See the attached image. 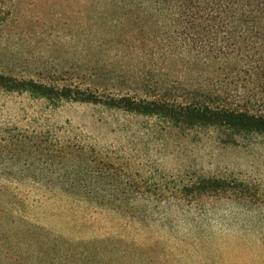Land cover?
Masks as SVG:
<instances>
[{
	"label": "rangeland",
	"instance_id": "1",
	"mask_svg": "<svg viewBox=\"0 0 264 264\" xmlns=\"http://www.w3.org/2000/svg\"><path fill=\"white\" fill-rule=\"evenodd\" d=\"M15 1L0 25V73L124 94L149 73L133 50L147 44L142 24L96 25L91 17L99 9L83 0ZM133 32L138 43L131 41ZM174 70L180 72L172 79L181 84L207 80L200 72ZM24 131L55 133L112 162L109 194L136 199L130 214L142 221L122 210L93 212L61 195L36 204L31 192L27 218L37 228L0 226V264H264V136L178 129L102 106H53L0 89V183L58 178L40 172L45 155L12 145ZM200 178L230 187L179 203L176 186ZM84 249L91 258H80ZM126 251L129 257L120 259Z\"/></svg>",
	"mask_w": 264,
	"mask_h": 264
},
{
	"label": "trees",
	"instance_id": "2",
	"mask_svg": "<svg viewBox=\"0 0 264 264\" xmlns=\"http://www.w3.org/2000/svg\"><path fill=\"white\" fill-rule=\"evenodd\" d=\"M15 2L0 0V25L7 24ZM83 2L86 8L99 9L96 16L91 17L92 12L87 15L96 25H143L147 44L133 48L143 57V64L149 65L143 83L124 94L119 90L116 93L73 84H47L0 73V89L28 94L53 106L68 102L102 106L155 118L178 129L214 128L232 135L264 136V0ZM131 37L133 43L139 42L134 32ZM176 68L206 74L207 80L205 84H181L172 79L174 72H180ZM19 134V138H11L12 145L20 151L45 155L46 158L39 160L43 161L40 172L58 178L0 183L1 227L37 228L27 218L31 192L39 197L33 200L36 204L61 195L93 212L122 210L132 221H142L141 217L130 214V206L137 203L136 199H118L109 194L115 182L112 162L104 164L90 157L88 146L61 139L55 133ZM229 187L225 180L200 178L182 182L176 186L175 193L179 203L189 200L193 204L209 194L226 192ZM101 192L106 193L99 196ZM163 200L167 202L170 198L160 197L158 202ZM83 251L81 259L92 257L90 251ZM99 256L111 261L108 252H99ZM120 256L127 259L129 254L126 251ZM71 263H74L72 259L66 260V264Z\"/></svg>",
	"mask_w": 264,
	"mask_h": 264
}]
</instances>
